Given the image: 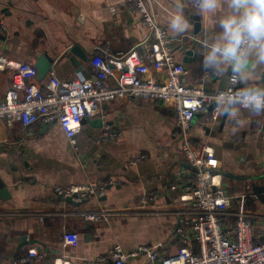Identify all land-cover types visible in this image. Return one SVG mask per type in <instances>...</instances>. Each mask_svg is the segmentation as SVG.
Returning a JSON list of instances; mask_svg holds the SVG:
<instances>
[{"label":"crops","instance_id":"obj_1","mask_svg":"<svg viewBox=\"0 0 264 264\" xmlns=\"http://www.w3.org/2000/svg\"><path fill=\"white\" fill-rule=\"evenodd\" d=\"M121 0H0L7 34L0 35V54L37 67L40 57L51 62L36 81L46 82L53 71L61 79L95 78L91 59L110 50H130L146 31L139 14L122 7ZM154 12L174 41L175 55L184 64L186 84H196L204 73L195 56V36L174 37L168 20L176 0H152ZM111 6L115 10H111ZM184 11L198 33L201 17L184 0ZM80 46L86 57L72 51ZM11 69L0 71V101L11 85ZM158 77V72L152 70ZM227 77L210 74L206 90L227 83ZM107 82L113 86L112 77ZM255 83L264 84L256 78ZM222 117L211 123L205 113L191 122L193 139L208 143L220 159L223 186L234 192L249 185L246 208L258 215L255 231L264 228V115L242 112L237 120ZM94 123L87 117L72 143L58 122H38L30 129L19 121L7 126L0 120V179L9 194L0 199V264H79L81 257L106 253L114 244L133 249L162 242L160 254L171 253L178 243L174 229L181 211L180 191L172 189L178 170L186 165L180 149L181 132L171 104L128 96L104 102ZM110 124L121 134L116 140L99 137ZM106 184L102 196H89L74 204L55 194V184ZM112 182V183H111ZM153 190L157 198L141 207V197ZM98 211L99 219L84 212ZM65 232H77L76 244H64ZM24 238V239H23ZM24 242V244H23ZM32 255L26 261L24 256ZM113 264V263H108Z\"/></svg>","mask_w":264,"mask_h":264},{"label":"built area","instance_id":"obj_2","mask_svg":"<svg viewBox=\"0 0 264 264\" xmlns=\"http://www.w3.org/2000/svg\"><path fill=\"white\" fill-rule=\"evenodd\" d=\"M120 5L139 14V26L145 37L123 53H113L107 42L103 54L91 59L95 78L61 80L53 71L46 82L36 81L37 68L28 62L0 54V71L11 69V85L0 101V120L7 126L15 121L30 129L38 122L56 121L68 139L75 143L82 128L83 117L94 118L104 102L116 98L136 96L149 98L155 103L171 104L181 132L180 149L186 165L178 170L172 189L180 191L181 211L174 229L178 247L169 254H160L162 242L141 244L125 249L114 244L106 253L93 258L81 257L79 264H264V228L255 231L258 215L246 208L249 185L246 189L230 191L222 183L220 159L208 143L198 145L193 139L191 122L205 113L206 123L219 118L218 105L213 97L219 91L232 92L227 79L223 87L206 90L204 82L210 72H204L196 84L183 79L184 64L175 55L174 41L154 12L152 0H121ZM114 11L115 7L111 6ZM8 27L0 11V33ZM158 72V77L152 75ZM112 77L115 85L107 79ZM121 134L110 124L101 128L99 137L116 140ZM112 183V182H111ZM55 194L70 196L81 203L87 197L102 196L106 184L97 180L85 184H55ZM157 198L153 190L141 197V207ZM101 212H84L86 219H99ZM77 232H65L64 244H76ZM32 255L24 256L26 261Z\"/></svg>","mask_w":264,"mask_h":264},{"label":"clouds","instance_id":"obj_3","mask_svg":"<svg viewBox=\"0 0 264 264\" xmlns=\"http://www.w3.org/2000/svg\"><path fill=\"white\" fill-rule=\"evenodd\" d=\"M194 15L204 21L195 33L184 11V0H176L168 28L177 38L195 36L192 49L203 72L228 78L235 91H219L213 99L218 115L237 120L246 111L264 115V0H187Z\"/></svg>","mask_w":264,"mask_h":264},{"label":"water","instance_id":"obj_4","mask_svg":"<svg viewBox=\"0 0 264 264\" xmlns=\"http://www.w3.org/2000/svg\"><path fill=\"white\" fill-rule=\"evenodd\" d=\"M0 35H2V34L0 33ZM72 51L77 53V54H79V55H81L83 58L86 57L84 52L81 50L80 46H78V45H74L72 47ZM50 66H51V62L49 60H47V58L45 56H41L40 57V63L36 67L37 68V72L39 73V75L41 77H43L48 72V70L50 69ZM226 117H227V115H223L222 124L225 122ZM87 119L91 123L92 122L94 123L95 121H99L97 119L94 120L92 118H87ZM8 194H9V192H8L3 180L0 179V199H2V200L7 199L8 198ZM65 200L68 201V202H73L74 204H79L78 202H75L74 200H72V198L70 196L65 197ZM23 244H24V242H23Z\"/></svg>","mask_w":264,"mask_h":264}]
</instances>
